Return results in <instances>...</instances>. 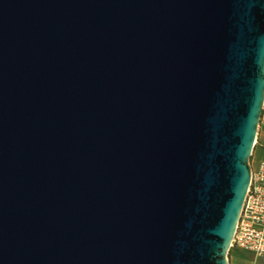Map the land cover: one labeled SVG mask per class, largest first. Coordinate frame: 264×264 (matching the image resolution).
Returning <instances> with one entry per match:
<instances>
[{
    "label": "water",
    "instance_id": "1",
    "mask_svg": "<svg viewBox=\"0 0 264 264\" xmlns=\"http://www.w3.org/2000/svg\"><path fill=\"white\" fill-rule=\"evenodd\" d=\"M264 114V0H0V264H230Z\"/></svg>",
    "mask_w": 264,
    "mask_h": 264
},
{
    "label": "built area",
    "instance_id": "2",
    "mask_svg": "<svg viewBox=\"0 0 264 264\" xmlns=\"http://www.w3.org/2000/svg\"><path fill=\"white\" fill-rule=\"evenodd\" d=\"M263 119L264 114L261 125ZM261 131L260 126L252 156V182L232 248H243L264 256V159L254 163L256 148L259 147L264 151Z\"/></svg>",
    "mask_w": 264,
    "mask_h": 264
},
{
    "label": "crops",
    "instance_id": "3",
    "mask_svg": "<svg viewBox=\"0 0 264 264\" xmlns=\"http://www.w3.org/2000/svg\"><path fill=\"white\" fill-rule=\"evenodd\" d=\"M261 139L264 140V119L262 122ZM264 159V151L256 148V156L254 163H258ZM230 264H264V256L257 255L255 252L243 248L234 247L229 254Z\"/></svg>",
    "mask_w": 264,
    "mask_h": 264
},
{
    "label": "rangeland",
    "instance_id": "4",
    "mask_svg": "<svg viewBox=\"0 0 264 264\" xmlns=\"http://www.w3.org/2000/svg\"><path fill=\"white\" fill-rule=\"evenodd\" d=\"M260 126H261V124H260ZM260 129V128H259ZM263 160V159H262ZM251 165L253 166V159H251Z\"/></svg>",
    "mask_w": 264,
    "mask_h": 264
}]
</instances>
